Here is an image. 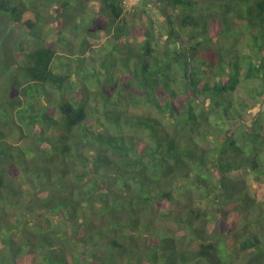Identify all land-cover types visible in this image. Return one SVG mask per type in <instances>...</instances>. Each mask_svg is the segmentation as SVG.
Segmentation results:
<instances>
[{
	"label": "trees",
	"instance_id": "16d2710c",
	"mask_svg": "<svg viewBox=\"0 0 264 264\" xmlns=\"http://www.w3.org/2000/svg\"><path fill=\"white\" fill-rule=\"evenodd\" d=\"M97 1L0 0V264H264V0Z\"/></svg>",
	"mask_w": 264,
	"mask_h": 264
},
{
	"label": "rangeland",
	"instance_id": "374dc122",
	"mask_svg": "<svg viewBox=\"0 0 264 264\" xmlns=\"http://www.w3.org/2000/svg\"><path fill=\"white\" fill-rule=\"evenodd\" d=\"M80 1L85 3V0H80ZM136 4H137L136 10H140V8H141L140 4H141L146 9H148L151 13H153L155 15V17L160 16V14L158 12V8H157L156 3H155V0H138ZM85 6H87L88 9L94 10L98 6V1L97 0H88L87 3H85ZM128 9H130V8H128ZM133 9L131 8L130 10L133 11ZM49 12L53 13L52 10H49ZM102 41L103 40H96V41L93 40L95 45H100L102 43ZM244 91H245V89L243 88V89H241V91L239 93L241 95H243ZM250 121L251 120H249L248 122H250ZM233 176L236 178L246 180L249 184L250 191H251V194L253 196L259 197V195H261V196L264 195V183L257 182L255 180V178L253 177V175H251V174L247 175L244 172H235V173H233ZM260 237H264L263 234H260Z\"/></svg>",
	"mask_w": 264,
	"mask_h": 264
},
{
	"label": "built area",
	"instance_id": "2783aa9c",
	"mask_svg": "<svg viewBox=\"0 0 264 264\" xmlns=\"http://www.w3.org/2000/svg\"><path fill=\"white\" fill-rule=\"evenodd\" d=\"M138 0H125V4L128 8H133L135 5H137Z\"/></svg>",
	"mask_w": 264,
	"mask_h": 264
},
{
	"label": "clouds",
	"instance_id": "9594fccd",
	"mask_svg": "<svg viewBox=\"0 0 264 264\" xmlns=\"http://www.w3.org/2000/svg\"><path fill=\"white\" fill-rule=\"evenodd\" d=\"M125 5H126V4H125ZM135 6H136V5H135ZM135 6H134V7H135ZM134 7H133V8H134ZM133 8H132V9H133Z\"/></svg>",
	"mask_w": 264,
	"mask_h": 264
}]
</instances>
